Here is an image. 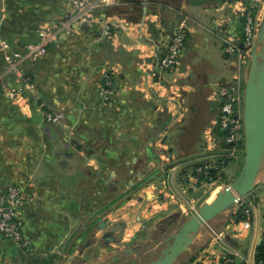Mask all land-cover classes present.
Masks as SVG:
<instances>
[{"label": "crops", "instance_id": "crops-1", "mask_svg": "<svg viewBox=\"0 0 264 264\" xmlns=\"http://www.w3.org/2000/svg\"><path fill=\"white\" fill-rule=\"evenodd\" d=\"M93 2L97 20L83 22L68 0H0V190L22 188L31 245L0 233V264L148 261L243 168L244 147L231 155L216 125L217 89L246 78L222 29L241 39L251 0ZM183 19L181 64L165 71ZM55 21L68 27L32 60L26 45ZM250 194L205 224L176 264H257L264 219L255 206L245 213Z\"/></svg>", "mask_w": 264, "mask_h": 264}, {"label": "built area", "instance_id": "built-area-1", "mask_svg": "<svg viewBox=\"0 0 264 264\" xmlns=\"http://www.w3.org/2000/svg\"><path fill=\"white\" fill-rule=\"evenodd\" d=\"M80 20L83 22L96 21L97 17L93 10V0H68ZM242 17L244 18L243 36H239L229 28L222 29L224 51L229 55H237L244 63L249 64L251 53L260 27L264 21V0H251L250 5L244 6ZM68 27L66 21H55L51 26L40 31L39 40L26 45V51L32 60H37L46 54L51 43L58 40L61 30ZM104 35H110L111 29L105 27ZM188 25L186 19L177 24L173 30L171 43L167 52L160 60V66L165 71H174L181 64V59L186 47ZM7 47L8 45L5 44ZM15 58L20 57L19 52L14 53ZM13 63V58H8ZM245 82L240 76H236L232 83H221L217 92L220 98V113L216 125L224 133L225 144L230 148L231 155H235L244 147V121L243 101ZM103 88V93H107ZM11 99H19L20 90L12 89L9 92ZM178 111L185 109L182 101H177ZM53 119L52 115L48 116ZM212 140V138H209ZM22 201V188L17 185H9L0 190V233L20 245L24 249H31L30 242L24 234V222L18 215L17 209ZM212 236L218 238L220 233L210 229Z\"/></svg>", "mask_w": 264, "mask_h": 264}, {"label": "water", "instance_id": "water-1", "mask_svg": "<svg viewBox=\"0 0 264 264\" xmlns=\"http://www.w3.org/2000/svg\"><path fill=\"white\" fill-rule=\"evenodd\" d=\"M244 82L245 160L239 176L218 191L212 201L202 203L177 232L163 241L154 258L145 262L140 259V264H176L205 224L247 200L255 188L264 170V21L254 43ZM127 262L132 264L130 260Z\"/></svg>", "mask_w": 264, "mask_h": 264}, {"label": "rangeland", "instance_id": "rangeland-1", "mask_svg": "<svg viewBox=\"0 0 264 264\" xmlns=\"http://www.w3.org/2000/svg\"><path fill=\"white\" fill-rule=\"evenodd\" d=\"M247 65V64H246ZM245 81V80H244ZM245 151V148L243 149ZM228 185V184H227ZM215 185L209 186L208 188H214ZM251 197V204L252 206L255 207L253 208L250 204L247 206L248 208H245L244 211L245 213H249L248 209H253V211H259V214L262 216V218L264 219V170L262 171V173L260 174L259 178H258V182L256 185V191L252 192L250 194ZM245 201V200H244ZM240 204V206H242L243 202ZM252 212V211H251ZM255 214V212H254ZM253 214V215H254Z\"/></svg>", "mask_w": 264, "mask_h": 264}, {"label": "trees", "instance_id": "trees-1", "mask_svg": "<svg viewBox=\"0 0 264 264\" xmlns=\"http://www.w3.org/2000/svg\"><path fill=\"white\" fill-rule=\"evenodd\" d=\"M242 24H244V18L242 17ZM225 133V131H223ZM243 208L240 210V215L238 216V219H243L245 218V214L242 213ZM256 261L257 264H264V237L262 241L259 243L257 246V252H256Z\"/></svg>", "mask_w": 264, "mask_h": 264}, {"label": "bare ground", "instance_id": "bare-ground-1", "mask_svg": "<svg viewBox=\"0 0 264 264\" xmlns=\"http://www.w3.org/2000/svg\"><path fill=\"white\" fill-rule=\"evenodd\" d=\"M211 196L213 197V198L211 197V199H214L215 196H214L213 194H212ZM209 200H210V199H209ZM211 201H212V200H211Z\"/></svg>", "mask_w": 264, "mask_h": 264}]
</instances>
